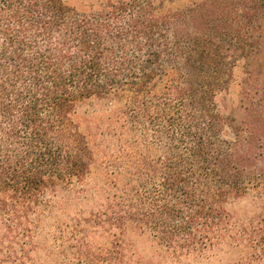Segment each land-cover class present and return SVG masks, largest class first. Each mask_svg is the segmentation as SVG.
<instances>
[{"label": "trees", "instance_id": "trees-1", "mask_svg": "<svg viewBox=\"0 0 264 264\" xmlns=\"http://www.w3.org/2000/svg\"><path fill=\"white\" fill-rule=\"evenodd\" d=\"M47 226L53 264H264V0H0V243Z\"/></svg>", "mask_w": 264, "mask_h": 264}, {"label": "rangeland", "instance_id": "rangeland-1", "mask_svg": "<svg viewBox=\"0 0 264 264\" xmlns=\"http://www.w3.org/2000/svg\"><path fill=\"white\" fill-rule=\"evenodd\" d=\"M67 3L78 9H88L89 5L96 0H66ZM245 78V67L242 63L234 69L233 78L229 88L221 96V105L224 112L237 120L243 116L242 108V84ZM235 210L239 216L247 213V197L241 200ZM51 224V221L48 222ZM50 226L44 227L36 236V243H0V264H53L47 255V250L51 251L56 248L57 243L53 241V229ZM136 251L147 260H160V252L152 243L143 239L134 238ZM101 243V242H99ZM171 264V263H166ZM185 264H210L206 261H192Z\"/></svg>", "mask_w": 264, "mask_h": 264}]
</instances>
